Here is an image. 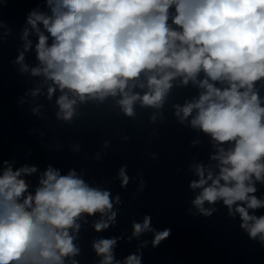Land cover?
Listing matches in <instances>:
<instances>
[{
  "label": "clouds",
  "instance_id": "9594fccd",
  "mask_svg": "<svg viewBox=\"0 0 264 264\" xmlns=\"http://www.w3.org/2000/svg\"><path fill=\"white\" fill-rule=\"evenodd\" d=\"M47 2L51 16L32 11L27 17V23L38 34L36 52L41 65L32 68L31 75H42L52 82L49 99L57 89L61 92L56 101L58 118L70 120L77 100H103L118 94V103L129 116L134 114L137 101L161 107L170 81L177 75L183 76L187 84L203 70L211 81L228 82L229 86L221 90L205 79L200 87L206 91L198 101L183 108L177 106L181 121L195 109L193 127L210 133L217 142H235L229 151L221 148L212 157L220 162L215 177L211 170L205 176L202 165L196 167L199 180L191 182L190 187L202 191L193 204L205 215H211L203 208L205 201L214 204L223 200L230 215L235 205L241 228L250 238L264 243V216L248 211L264 207V200L250 195L256 192L253 176L264 181V107L253 91V83L264 78V0ZM173 6L172 23L179 26V31L168 24ZM39 24L53 38L51 45ZM27 35L25 29V38ZM28 47L30 42L25 45ZM23 60L21 53L17 63L22 72H28ZM142 73L146 83L140 79ZM135 87H147L148 91L141 96L133 93ZM38 92L36 89L32 94ZM35 171V166L15 172L8 167L0 176V264H64V257L79 252L69 229L79 230L77 218L81 213H110L107 222L95 224L98 232L115 221L110 192L90 188L74 171L61 176L58 170L48 167L35 196L29 194L20 202L18 198L28 185L18 177ZM119 177L122 186L127 185L129 177L124 168ZM115 200L119 202V197ZM132 227L134 237L153 232V247L170 235V229H153L150 216H145L142 223L134 222ZM116 243V238L94 242V250L102 257L100 264H114ZM123 264H141V256L129 255Z\"/></svg>",
  "mask_w": 264,
  "mask_h": 264
}]
</instances>
